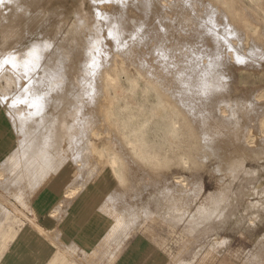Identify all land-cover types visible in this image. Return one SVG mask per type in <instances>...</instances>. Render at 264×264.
I'll return each mask as SVG.
<instances>
[{"label":"rangeland","instance_id":"rangeland-1","mask_svg":"<svg viewBox=\"0 0 264 264\" xmlns=\"http://www.w3.org/2000/svg\"><path fill=\"white\" fill-rule=\"evenodd\" d=\"M25 1H27V4ZM34 1L3 0L0 3V76L1 74L5 76L4 79L3 76L0 77L3 79H0V94H2L0 97L3 96L4 98L7 96L8 99L4 98L5 102L9 104L6 105L7 112L14 126L17 127V131L20 132L22 130V133L24 132V135L19 133V138L23 139L25 137L26 131L24 130L30 133L33 131V128L39 127L41 124L45 127L49 124L48 122L51 118L52 121L50 120V122L54 124L53 126L50 124L52 131L46 128L47 130L44 129L42 132L44 133L45 130L46 132L48 131L47 137H49V132H52L49 138H42L44 144L43 149L45 148L44 151L50 149L48 148L50 143L59 135L56 138L57 140L54 139L58 142L53 140V148L56 150L59 149L61 152H55L51 148L46 154L44 152V158L45 160L50 159V157H47V153L50 151L48 154L52 153L51 156H53V152L55 154L59 153L60 155L62 153L61 156L67 157L69 161L72 160L79 166L78 168L81 172L79 182H82H78L79 185H85L88 180L95 177L99 170V167L94 165L91 155L90 149L92 146L103 148L106 145H111L110 147L120 159L119 164L125 163L122 160L123 158L128 163H131L130 160H132L134 169L132 170V174H129V181L131 182H129L127 188L123 189L122 192L124 193V205L127 208L130 207V204L133 205L139 220L148 219L153 214L162 215V209L164 208L163 214L166 213L164 215L167 217H169L167 214L178 209L182 210L176 212H184L187 210L191 213H189L190 217H188L186 223L190 227V230L183 233L184 237L176 238L167 243L168 246L165 248L167 257L182 254V259L191 262L195 258H199V260H196L197 264L200 262V257L217 253L225 256L224 259L227 261V264H264V135L260 134L259 128V121L264 118V56L260 60L257 58L259 60L258 62L257 60H251L253 63L251 61L246 62V60H244L245 62L242 60L239 61L236 58L231 59L223 67V71H217L218 74L215 71V74L213 73L214 75H210L211 77L199 74L198 81L196 82L199 83L201 81L202 85L199 84L201 86H197V83L194 84L193 81L188 82L193 77L191 73H178L177 71H166L165 73L162 64L166 63V61H162L165 58L161 57V50L166 54L168 49L172 50L174 47L175 52L171 54V59H167V62L173 60L172 62L175 61L177 66L180 64V67H182L190 56L194 57L192 60L195 59L197 61L196 56L198 55L184 54L185 52H189L191 47V51L194 52L196 49L197 53H201L197 51V46L200 50L210 51L213 49V46L215 48L217 45L216 49L219 50L221 48L219 51L224 53L231 48L226 44L228 43L225 41L226 39L224 40L226 43L223 41L225 46L222 45L221 40L223 39L222 37L220 39L222 35L219 32L227 33L228 37V31L236 32L238 29L242 30V32L239 30L238 33L240 32L241 34L244 32L243 34L245 36L243 34L241 35L245 37L244 41L248 44L250 43L252 45V40L255 39L256 42L264 43V35L262 36L264 34V0H242L243 6L235 2L236 0H184L189 3L186 5L182 4V7L179 4L180 7L177 8L178 10H175L177 0H37V5H35ZM222 1H227V6H223ZM147 2H149L148 5L146 4ZM209 2L217 4L218 7L212 8L207 5L204 6V4H208ZM21 3L24 5H21ZM151 3L152 8L147 14L145 12L149 11L148 8H150ZM24 13L28 17L26 15L24 16ZM220 13H223L224 16ZM36 16L39 18L37 19ZM225 16L227 17L224 18ZM18 17L20 20L25 17L27 19L25 22L23 20L22 22L20 21L21 24L19 20L16 19L17 22L15 20ZM209 19L215 20H210L211 23H214L213 25L207 22ZM134 20L135 24H133ZM136 20L138 21L137 24ZM205 21L206 23H204ZM199 22L203 23V25L202 23L200 25V31H193L195 29L198 30L197 25H199ZM19 24L20 26L18 27ZM185 24L186 26H184ZM10 25L12 29L9 28ZM15 25L19 29H23L17 31L18 28ZM67 25L69 27H64ZM204 25L210 26L211 28L215 25L214 27L216 28L214 29L213 27V32L219 26L222 30L219 28L214 33L215 35H211L213 34L211 28L209 29L208 27L209 31H206L207 28ZM3 26L6 28L7 34ZM125 26H129L130 28H125ZM146 26L147 29H145ZM123 27L125 33L122 31ZM135 27L136 30H133ZM138 28L145 33L144 35L140 32L142 36L144 35L142 46L135 44L136 36L134 34L137 31L139 33ZM186 28L191 30L188 31ZM152 29L155 30V33ZM130 30H133L132 33ZM146 30L148 32H145ZM261 30L263 31L262 34ZM61 31L65 33L60 34L62 33ZM156 31L158 32L156 33ZM126 33H131L133 36L131 37L130 35V37L133 39H130L128 37L129 34L127 36ZM146 33L154 34L151 35L149 40L150 35H146ZM202 33L204 35H211L208 37L215 36L214 39L219 38L218 40L221 42L218 41L217 43L215 40V43L214 39H212L213 37L210 40V38H207V35L205 37ZM122 34L126 35L121 39L120 36ZM216 34L220 36L216 37ZM60 35H63L62 38ZM235 37L232 36L233 39H230V37L229 39L234 43H238ZM251 38L253 39L251 40ZM145 39L146 41H144ZM15 40L16 43L13 42ZM120 40L122 42H119ZM127 41L128 43H125ZM210 42H213L215 45H212ZM130 43L132 45L131 49H129L131 47L129 45ZM203 44H207V47H203ZM162 45L164 48L159 50L158 48L162 47ZM208 45L209 47L210 45L212 46L211 49H209ZM245 47L242 50L244 53L242 55L248 58L250 56L248 48L250 47V50L251 46ZM131 51L134 53H131ZM159 53L161 56L158 55ZM70 55L72 59H69ZM199 56L201 58H198L199 60L204 59V57L202 59L201 55ZM40 57H46L43 59L45 61L41 62L42 59ZM206 57L207 55H205ZM48 59L50 60V64H48ZM46 61H48L47 64L49 67L46 65ZM141 61L147 62L146 64L155 69L162 68V70L157 69L152 73H145L142 70V64L145 63ZM40 62L42 65L39 64ZM248 62L250 63L248 64ZM110 63L112 64V69L116 71L115 75L121 81L123 91L118 90L120 97L127 96L130 101L133 100L137 104H143L148 114H152L160 107L159 100L163 98L170 99L174 103L173 111L180 128L178 135L172 136L170 131L163 126V120L159 118L155 119L154 125L147 128L143 127L145 118L142 117L139 119L135 118L130 123L128 128L130 131L140 130L142 132L145 130L144 134L137 135L140 138L139 142L146 145L144 148V158L136 159L138 157L132 153L131 148L128 146L129 141L135 142L132 139L136 135H129V139L116 136L107 128L105 121L100 118L98 111H106L111 107L110 93L102 88L101 81L104 70L110 66ZM38 64L41 69L38 68ZM68 64L70 65L68 66ZM67 68L69 69L67 70ZM32 69H35V72ZM32 77H36L39 81L35 79L37 82H32L31 80H34ZM206 77L208 78V84L207 82L204 83L207 86L209 85L210 87V84L214 85L215 83L217 85L215 84V87L212 85L206 90V85L202 83L203 79L206 81ZM128 78L136 79L140 82V87L137 90L135 98L128 97L127 95L130 86H132L128 82ZM157 79L159 80L157 81ZM177 79L183 80L184 82L178 83L176 82ZM211 79L214 81L213 83H210ZM50 80L51 84H49ZM167 80L170 82H165ZM191 83L192 86H189L188 84L191 85ZM33 84H37V87L40 86L41 88L37 89ZM32 85L36 89L32 88ZM160 85L164 87L163 90H161L162 87ZM194 85L198 88H195L196 86L194 87ZM18 86H23L24 89L21 87V90L19 87L18 90H20L18 92ZM58 87L60 90H58ZM259 94L262 96V99L258 98ZM172 95L175 97H170ZM14 96L18 99L15 98L14 100ZM193 97L196 100L194 103ZM3 98L2 100H4ZM11 101L14 102V105H12ZM207 101H214L219 104L225 103L226 101V103L225 107H220L218 104L211 107L209 106L210 102ZM189 108L191 109L188 110ZM192 108L196 110H192ZM222 108L227 112H222ZM15 111L19 113V116H16L17 113ZM189 111L190 113H187ZM14 113L16 114L15 116ZM47 115H50V117ZM41 117H43V122L41 121ZM44 117L49 119L45 120ZM35 121L37 122L33 124ZM31 125L36 126L33 127ZM245 128H247L246 131ZM30 129L31 131H28ZM256 130H259V133ZM249 131H255L254 133H256L254 135L256 136V144L254 146H248L246 140L244 142L245 136ZM38 134L37 136L40 135ZM257 138L259 139L257 140ZM213 139L218 141L215 143H218L221 147L223 146L222 150L225 149L224 145L229 147V152H226V146L222 154H228V160L230 158L232 159L229 160V162L232 161L230 166L229 164L225 166L224 157L221 160V158H218L213 153V150L209 149L208 144L210 140L213 142ZM260 140H262L261 145L258 142ZM86 145L89 146L87 147ZM248 149L250 152L246 151ZM241 151L242 153H240ZM28 155L31 156V154ZM31 158L33 160L36 159L33 156ZM29 159L27 158L28 161ZM133 160H135L136 165H134ZM140 161L142 162V167H138ZM31 162L34 163L36 161ZM31 162H29L30 165L27 167L26 163H22V165L25 164L23 165L25 169L30 170V172L27 171L29 175H32V178L34 176H45L41 174L50 169L45 167V164L44 166L41 165L43 161L40 162V166H42L40 168L33 167ZM35 165H37V162ZM23 166L21 169H17L16 167L14 169L15 176H12L18 177L20 176L19 173L22 175V172L23 175L28 174ZM129 166L132 167L131 164ZM29 167L34 169H29ZM35 169L37 172L34 173ZM120 172L122 171L120 170ZM181 179L186 180L185 187L187 188L184 192L185 195L182 196L181 194L182 198L178 194V190L181 189L179 185H182L178 181ZM52 191L54 196H60L61 190L53 189ZM143 204H145L146 210L143 209ZM165 216L163 217L166 218ZM103 223L106 224V220H103ZM163 229L157 239L158 244L160 243L161 245L168 238L167 232ZM140 235L138 232L133 233L126 241L122 249V252L125 254H122V256L127 257L129 259L128 261L132 262L141 253L143 258H141L140 262H152L153 260V262H156V256L159 254L156 247L150 244L144 248L145 240H142L139 237ZM187 244L188 246H186ZM207 247L210 249L207 250ZM213 249L217 250V252ZM169 259H166L164 262H167ZM170 260L173 259L171 258Z\"/></svg>","mask_w":264,"mask_h":264},{"label":"crops","instance_id":"crops-1","mask_svg":"<svg viewBox=\"0 0 264 264\" xmlns=\"http://www.w3.org/2000/svg\"><path fill=\"white\" fill-rule=\"evenodd\" d=\"M4 111L0 103V167L16 152L15 149L18 148L19 141V136L13 126L14 124L11 118L9 119L7 112ZM6 138L9 139L7 140ZM122 160L125 163H118V174L114 172L110 165L99 168L95 177L85 183L84 186L88 184L86 188L82 186L81 191L79 190V195L77 193L69 197L71 200L66 194L69 189L67 187H71L75 182L80 181L81 175L78 166L72 160L66 162L55 174H52L50 179L41 187V190L35 191L33 196L31 193L29 199L31 203L27 204L28 206L30 205V208L28 207L26 212L32 219V223L27 222L12 212L0 227V239L8 237L11 239H29L27 241L28 244H25L22 252L16 247H12L9 250L12 252L9 264H75L76 260V264H196V260H199V258H195L191 262L182 259V254L167 257L165 249L169 241L184 237L183 233L190 230V227L186 223L191 213L187 210L176 212L182 210L176 208L178 210H173V212L168 211L170 214H167L169 215L167 217L165 216L166 213H164L165 215L163 214L164 208L162 209V215L153 214L148 219L139 220L135 207L130 204V207L127 208L124 205V193L122 190L127 188L129 182H131L129 181V174H132L134 167L132 166V160H130L131 163L129 162L132 167L129 166L130 164L126 159ZM133 161L134 165H136L135 160ZM141 164L142 162L140 161L138 167H142ZM47 174L44 172L45 176ZM53 189L61 190L59 197L52 194ZM117 191L120 194L118 192L117 195ZM76 196L77 198H75ZM107 196L109 197L107 198ZM63 199L67 201V204L65 201H61ZM12 201L14 203L16 199L13 198ZM110 201L112 202L110 203ZM104 204L105 206H103ZM18 205L24 206L23 203ZM58 207H61L60 210L54 212L53 210H56ZM143 209H145V204H143ZM103 220H106L107 223L104 224ZM40 227L44 228L43 234L38 229ZM162 229L168 235L163 245L157 242ZM136 232L141 234L139 237L142 240H145L144 248L150 244L156 247L159 253H156L158 254L156 262H153L154 260L152 262H140L141 258H143L141 253L132 262L128 261L127 257L122 256V254H125L122 252L124 244ZM47 239H60L66 245L60 247L50 246L46 241ZM37 240H43V242H36ZM206 249L210 248L207 247ZM77 257L79 258L77 259ZM84 257H87L85 259L86 262ZM224 258V255L212 253L206 257H200V262L197 264H227ZM19 259L21 260L20 262ZM88 259L90 260L88 261ZM166 259L169 260L164 262ZM2 263L3 259L1 258L0 264Z\"/></svg>","mask_w":264,"mask_h":264},{"label":"bare ground","instance_id":"bare-ground-1","mask_svg":"<svg viewBox=\"0 0 264 264\" xmlns=\"http://www.w3.org/2000/svg\"><path fill=\"white\" fill-rule=\"evenodd\" d=\"M16 1V0H15ZM36 1L37 0H35L34 1V3H35V5H37L36 4ZM40 1V0H39ZM235 1V0H234ZM252 1H254V0H252ZM26 2V4H27V1H25ZM31 2V1H30ZM38 2V1H37ZM150 2V1H149ZM149 2H147L146 4L148 5V3ZM176 2V1H175ZM235 2H237L238 4H240V5H242L243 6V1L242 0H236ZM34 3H32V4H34ZM189 2L188 1H184V0H180V1H178L177 0V2L175 3L176 5H175V10H178L177 8H179L180 7V5L179 4H181V7H182V4L183 5H186V4H188ZM18 4V3H17ZM23 3H21V5H22ZM25 4V5H26ZM40 4V3H39ZM144 4V3H143ZM170 4V3H169ZM169 4H168V6H169ZM204 4V3H203ZM222 4H223V6H227V4H228V2L227 1H222ZM24 5V4H23ZM151 5H152V3L150 4V8H148L149 9V11H147V12H145V13H147L148 14V12H150V10H151ZM170 5H172V4H170ZM197 5V4H196ZM205 5H207V6H210V7H212V8H216V7H218L217 6V4H213V3H211V2H209L208 4H204V6ZM138 6V5H137ZM156 6H157V4H156ZM162 6L163 7H165V5H163L162 4ZM16 7V6H15ZM38 7V6H37ZM147 7H149V6H147ZM146 7V8H147ZM159 8H160V6H158ZM162 7V8H163ZM13 8V7H12ZM36 8V7H35ZM14 9V8H13ZM17 9H18V7H17ZM22 9L24 10V8L22 7ZM40 10H41V8H39ZM157 9V8H156ZM26 10V9H25ZM38 10V9H37ZM153 10H155V9H153ZM153 10H152V12H153ZM164 10V9H163ZM8 11H10V10H8ZM14 11V10H13ZM39 11V10H38ZM42 11V10H41ZM165 11V10H164ZM182 11H184V10H182ZM245 11V10H244ZM7 12V11H6ZM15 12V11H14ZM26 12H27V10H26ZM37 12V11H36ZM152 12H151V14H152ZM181 12V11H180ZM187 12V11H186ZM166 13V12H165ZM224 13V12H223ZM223 13H220L221 15L223 14ZM12 14V13H11ZM34 14H36V13H34ZM38 14V13H37ZM41 14V13H40ZM128 14V13H127ZM150 14V15H151ZM3 15H5L4 13H3ZM26 14L24 13V16H25ZM28 15H29V13H28ZM43 15V14H42ZM6 16V15H5ZM8 16H9V14H8ZM19 17H20V15H18ZM23 16V17H24ZM30 16V15H29ZM39 16V15H38ZM223 16H224V14H223ZM248 16H250V15H248ZM7 17V16H6ZM5 17V18H6ZM17 17V16H16ZM19 17L18 18H15V20L17 19V20H19V22L21 21L22 22V20H23V22H25L26 21V17H28L27 15H26V17L24 18V19H22L21 18V20L19 19ZM22 17V16H21ZM31 17V16H30ZM35 17V16H34ZM37 17V16H36ZM41 17V16H40ZM131 17V16H130ZM146 17H148V16H146ZM200 17V16H199ZM227 16H225L224 18H226ZM4 18V19H5ZM33 18V17H32ZM39 17H37V19H38ZM129 18V17H128ZM134 18V17H133ZM185 18V17H184ZM201 18H203V17H201ZM4 19H3V21H4ZM36 19V20H37ZM130 19V18H129ZM135 19V18H134ZM196 19H198V18H196ZM214 19V18H213ZM250 19V18H249ZM2 20V19H1ZM7 20V19H6ZM17 20H16V22H17ZM131 20H133V19H131ZM130 20V21H131ZM138 20V19H137ZM136 20V21H137ZM210 20L211 19H209L207 22H210ZM11 21V20H10ZM13 21V20H12ZM28 21H29V19H28ZM35 21V20H34ZM40 21V20H39ZM185 21H187L186 19H185ZM190 22H191V20H189ZM211 21H215V20H211ZM227 21V20H226ZM229 21V20H228ZM5 22H7V21H5ZM15 22V21H14ZM15 22V23H16ZM20 22V23H21ZM30 22V21H29ZM41 22V21H40ZM43 22V21H42ZM140 22V21H139ZM141 22H143V21H141ZM188 22V21H187ZM224 22V21H223ZM234 22V21H233ZM30 23H32V22H30ZM29 23V24H30ZM89 23V22H88ZM87 23V24H88ZM130 23V22H129ZM138 23V21L136 22V24ZM186 23V22H185ZM201 23L202 22H199V25H197V27H198V30H196L195 28V30H193V31H200V25H201ZM204 23H206V21L204 22ZM211 23V22H210ZM240 23V22H239ZM12 24H14V23H12ZM16 24H18V23H16ZM22 24V23H21ZM33 24V23H32ZM59 24V23H58ZM61 24V23H60ZM68 24V23H67ZM133 24H135V20H134V23ZM141 24V23H140ZM139 24V25H140ZM188 24V23H187ZM214 23H211V25H213ZM216 25H217V23H215ZM227 24H229V22H227ZM9 25V24H8ZM7 25V26H8ZM43 25H45L44 23H43ZM69 25V24H68ZM64 26V27H69V26ZM128 25H130V24H128ZM138 25V26H139ZM145 25V24H144ZM143 25V26H144ZM147 25V24H146ZM202 25H203V23H202ZM231 25V24H230ZM260 25V24H259ZM6 26V27H7ZM16 27H17V25H15ZM20 26V24L18 25V27ZM30 26V25H29ZM28 26V27H29ZM35 26V25H34ZM138 26H136V27H138ZM184 26H186V24L184 25ZM184 26H183V28H184ZM215 26V25H214ZM213 26V27H214ZM227 26V25H226ZM1 27V26H0ZM4 27V26H3ZM17 27V28H18ZM23 27V26H22ZM57 27V26H56ZM129 27V26H128ZM128 27H126L125 26V28H128ZM136 27H135V29L133 28V30H136ZM141 27H142V24H141ZM140 27V28H141ZM181 27H182V25H181ZM204 27L205 28H207L208 29V27H209V29L211 28L210 26H205L204 25ZM213 27L211 28V32L213 33V34H211V35H215L214 33L216 32V31H218L219 30V28H220V30H222L221 29V27L219 26L217 29H216V31H214L213 32ZM231 27V26H230ZM232 27L234 28V26H233V24H232ZM231 27V28H232ZM257 27V26H256ZM8 28V27H7ZM9 28H11V25H10V27ZM15 28V27H14ZM46 28V27H45ZM60 28V27H59ZM89 28V27H88ZM130 28V27H129ZM128 28V29H129ZM140 28H138V30L140 29ZM143 28V27H142ZM141 28V29H142ZM148 28H149V26H148ZM151 28V27H150ZM187 28H189V26H187ZM186 28V29H187ZM205 28H204V30H205ZM216 27H214V29H215ZM227 28V27H226ZM236 28V27H235ZM2 29V28H1ZM6 28L4 27V31L6 32V30H5ZM12 29V28H11ZM21 29H23V28H21ZM21 29H19L18 28V30L17 31H19V30H21ZM62 29H64L63 27H62ZM140 29V30H141ZM145 29H147V26L145 27ZM203 29V28H202ZM206 29V31H209V29L207 30ZM237 29V28H236ZM261 29H262V27H261ZM10 30V29H9ZM55 30V29H54ZM125 30H127V29H125ZM132 30V31H133ZM139 30V33L140 32H142L144 35H145V33L143 32V31H140ZM143 30V29H142ZM153 30V29H152ZM179 30H180V28H179ZM188 31L189 30H191V29H187ZM233 30V29H232ZM235 30V29H234ZM239 30H241V29H238V31ZM8 31V30H7ZM13 31V30H12ZM49 31V30H48ZM63 31V30H62ZM61 31V32H62ZM122 31H123V33H125V31H124V27H123V29H122ZM131 31V30H130ZM132 31H131V33H132ZM154 31V33H155V30H153ZM184 31V30H183ZM202 31V30H201ZM238 31H236V32H229L228 31V37H227V33H221V32H219L222 36H220V39H221V37H222V39L223 40H221L222 41V45H224V43H226L225 41H227L228 43H226V44H228L229 45V47L231 48L230 50H228V51H225L224 53L223 52H221V51H219L221 48H219V50L218 49H216L217 48V45H216V47L214 48V46L212 47L211 45H210V47H209V45H208V47H209V49H211V47L213 48V49H211L210 51H208V50H205V51H203V49H201L200 50V48L197 46V51H199V52H201V53H197L196 52V49H195V51L193 52V51H191V48L189 49V52H185L184 54L185 55H194V56H196V55H201L202 56V59H203V57H204V59L203 60H199V59H201V58H199L198 56H196L197 57V61L194 59V60H192V58H194L193 56H190L185 62H184V65L182 66V67H180V64H179V66H177V63H175V61L174 62H172L171 60L169 61V62H167V59L169 60V58L171 57V54L173 53V52H175V49H174V47H173V49L171 50H167V52H166V54H164V52H163V50H161V49H163L164 47H163V45H162V47H160V48H158L159 50H161V53H162V56L160 55V53L158 54L159 56H161L162 58H165V59H162V61H166V63H161L162 64V67H163V70L165 71V73H166V71H177L178 73H191V75H193V77L192 78H190L189 79V81L188 82H191V81H193V83L195 84V83H197L196 85L197 86H201L202 84H201V81L198 83V82H196V81H198V75L200 74H202V76L204 75V76H208V77H211L212 76V74L214 73L215 74V71H216V74H218L217 73V71H220V70H222L223 71V67L226 65V64H228L229 63V61L231 60V59H238L239 61H244V60H246V62L247 61H251V60H253V61H255V60H257V58H259V60H260V58L262 57V56H264V49H263V47H264V43L262 42V43H259V42H256L255 40H252L253 38H251V40H252V45L249 43H247V42H245L244 41V32L243 33H241V34H243L244 36H242L241 34H240V32L238 33ZM264 31V30H263ZM262 30H261V34H262V32H263ZM14 32V31H13ZM12 32V33H13ZM54 32V31H53ZM135 32V31H134ZM145 32H148L147 30L145 31ZM150 32V31H149ZM158 31H156V33H157ZM187 32V31H186ZM241 32H242V30H241ZM48 33V32H47ZM59 33V32H58ZM57 33V34H58ZM63 33H65V32H62V33H60V34H63ZM131 33H128L129 34V36H128V34H127V36L130 38V39H133V38H131L133 35H131ZM137 33H138V31H137ZM137 33H135L134 35L136 36V43L135 44H137V45H139V46H142L143 44V36L141 35V33L139 34H137ZM153 33V34H154ZM218 33V34H219ZM6 34H7V32H6ZM52 34V33H51ZM125 34V35H126ZM149 33H146V35H148ZM153 34H149L150 36H149V40H150V37H151V35H153ZM203 34V33H202ZM208 34H209V32H208ZM208 34H206L207 35V38H210V40H211V38L213 37H208V36H211V35H208ZM218 34H216V37H219L218 36ZM10 35V34H9ZM72 35V34H71ZM98 35V34H97ZM123 35V34H122ZM120 36L121 37V39H122V37H124L125 35H123V36ZM130 35H131V37H130ZM204 35V34H203ZM206 35H204L205 37H206ZM264 34H262V36H263ZM8 36V35H7ZM12 36V35H11ZM57 36V35H56ZM61 36V38H62V36L63 35H60ZM65 36V35H64ZM126 36V37H127ZM138 36H139V40H138ZM141 36V37H140ZM203 36V37H204ZM232 36H236L235 38L238 40V43H234L233 41H231L230 39L232 38ZM258 36V35H257ZM125 37V38H126ZM155 37H156V35H155ZM154 37V38H155ZM161 37V36H160ZM215 37V36H214ZM214 37L212 38V39H214ZM229 37H230V39H229ZM6 38V37H5ZM13 38V37H12ZM125 38H123V39H125ZM135 38V37H134ZM153 38V37H152ZM152 38H151V40H152ZM165 38V37H164ZM207 38H206V41H207ZM263 38V37H262ZM4 39V38H3ZM129 39V40H130ZM156 39V38H155ZM159 39H161V38H159ZM166 39V38H165ZM219 38H215L214 39V42L216 43V41H217V43H218V40ZM226 39V40H225ZM233 39V38H232ZM18 40H19V38H18ZM98 40V39H97ZM96 40V41H97ZM127 40V39H126ZM148 40V39H147ZM148 40V41H149ZM216 40V41H215ZM225 40V41H224ZM58 41V40H57ZM144 41H146V39L144 40ZM148 41H147V43H148ZM221 41H219V42H221ZM223 41H224V43H223ZM14 43H16V40L15 41H13ZM93 42V41H92ZM119 42H122L121 40L119 41ZM118 42V43H119ZM135 42V41H134ZM208 42V41H207ZM125 43H128V41L127 42H125ZM133 43V42H132ZM146 43V44H147ZM210 43H212V45H215V44H213V42H210ZM12 44V43H11ZM54 44V43H53ZM123 44V43H122ZM134 44V43H133ZM141 44V45H140ZM13 45V44H12ZM118 45V44H117ZM121 45V44H120ZM124 45H126V44H124ZM129 45H131V43L129 44ZM158 45V44H157ZM251 46V49L249 50V48H248V52H249V54H250V56L248 57V58H246V57H244L243 55H242V53H243V48L245 49L246 47L245 46ZM121 46H123V45H121ZM134 46H136V45H134ZM156 46V45H155ZM204 46H206L207 47V44H203V47ZM221 46V45H220ZM220 46H218V47H220ZM225 46V45H224ZM143 47H145V46H143ZM149 47H151V46H149ZM228 47V46H227ZM7 48H9V47H7ZM53 48V47H52ZM132 48V45H131V47L129 48V49H131ZM155 48V47H154ZM195 48V47H194ZM193 48V49H194ZM226 48V47H225ZM16 49H18V48H16ZM133 49H134V47H133ZM140 49H142V48H140ZM145 49H146V47H145ZM156 49H157V46H156ZM155 49V50H156ZM24 50V49H23ZM54 50V49H53ZM128 50V49H127ZM147 50V49H146ZM181 50V49H180ZM232 50V51H231ZM43 51V50H42ZM42 51H40V52H42ZM130 51V50H129ZM129 51H127L128 53H129ZM247 51V50H246ZM12 52H14V51H12ZM11 52V53H12ZM139 52V51H138ZM137 52V53H138ZM143 52V51H142ZM150 52V51H149ZM153 53H154V51H152ZM155 52H157V51H155ZM46 53V52H45ZM131 53H134V52H132L131 51ZM141 53V52H140ZM147 53H148V51H147ZM8 54V53H7ZM13 54V53H12ZM42 54V53H41ZM48 54V53H47ZM71 54V53H70ZM74 54V53H73ZM77 54V53H76ZM136 54V53H135ZM149 54H151V53H149ZM244 54V53H243ZM248 54V53H247ZM14 55V54H13ZM16 55H17V53H16ZM39 55V54H38ZM130 55V54H129ZM139 55V54H138ZM205 55H207V57L205 58ZM20 56V55H19ZM19 56H17V57H19ZM45 56H46V54H45ZM72 56H74V55H72ZM12 57V56H11ZM48 57H49V55H48ZM142 57V56H141ZM140 57V58H141ZM195 57V58H196ZM41 58V57H40ZM44 58H46V57H42L41 59V62H44L43 61V59ZM72 59V57H71V55L69 56V59ZM74 58V57H73ZM160 58V57H159ZM158 58V59H159ZM187 58V57H186ZM199 58V59H198ZM38 59V58H37ZM171 59V58H170ZM47 60V59H46ZM49 60V59H48ZM105 60V59H104ZM135 60V59H134ZM259 60H257V62L259 61ZM264 60V59H263ZM262 60V61H263ZM199 61V62H198ZM41 62L39 63L40 65H42L41 64ZM47 62L48 61H46V65H48V64H50V60H49V62H48V64H47ZM52 62V61H51ZM65 62V61H64ZM139 62V61H138ZM142 62V61H141ZM144 62V61H143ZM142 62V63H143ZM149 62H150V60H149ZM193 62H194V64H195V62H197L195 65L193 64ZM245 62V61H244ZM252 62V61H251ZM142 63H140V64H142ZM145 64H142L143 66H142V70L146 73H152L154 70H157V69H155L154 67H152V66H150V65H148V64H146L147 62H144ZM155 63V62H154ZM203 63V64H202ZM250 62H248V64H249ZM253 63V62H252ZM251 63V64H252ZM38 64V68L40 67V65ZM45 64V63H44ZM44 64H43V66H44ZM114 64H117V63H114ZM113 64V65H114ZM257 64V63H256ZM46 65H45V67H46ZM70 64H68V66H69ZM74 65V64H73ZM104 65V64H103ZM109 65V64H108ZM129 65V64H128ZM203 65V66H202ZM255 65V64H254ZM229 66V65H228ZM37 67V66H36ZM48 67H49V65H48ZM157 67H159V66H157ZM38 68H36V69H38ZM62 68V67H61ZM65 68V67H64ZM63 68V69H64ZM81 68V67H80ZM100 68V67H99ZM102 68V67H101ZM39 69H41V68H39ZM62 69V70H63ZM69 68H67V70H68ZM160 70H162V68H159ZM158 69V70H159ZM33 70V69H32ZM35 70V69H34ZM33 70V71H34ZM65 70H66V68H65ZM64 70V71H65ZM96 70H97V68H96ZM95 70V71H96ZM51 71V70H50ZM99 71H101V70H99ZM35 72V71H34ZM115 69H112V64L110 63V66L107 68V69H105L104 70V74L102 75V88H104L105 90H107L109 93H110V103H111V107L109 108V109H107L106 111H98L99 112V115H100V118H102L104 121H105V123H106V125H107V128H109L112 132H113V134H115L116 136H119V137H122V138H127V139H129V135H136L135 137H134V139H132V140H135V142H133V141H129L128 142V146L131 148V150H132V153L136 156V157H138V158H143V156H144V148H145V144L144 143H142V142H139V140H140V138L138 137L139 135H142V134H144V132H145V130L144 131H140V130H134V131H130L128 128H129V125H130V123L133 121V120H135V118L136 119H139V118H145V122H144V125H143V127H145V128H147V127H149V126H151V125H154V122H155V119H157V118H159V119H161V120H163V126L167 129V130H169L170 131V133H171V135L172 136H175V135H178V132H179V123H178V120L176 119V116H175V113H174V111H173V105H174V103H173V101H171L170 99H167V98H163L162 100H159V103H160V107L158 108V109H156L152 114H148L147 113V111H146V108H145V106L143 105V104H137V103H135V101H133V100H129V98H127V96H121L120 97V95H119V93H118V90H120L121 92L123 91V88H122V85H121V81H120V78H118V76L117 75H115ZM155 72H157V71H155ZM158 72H160V71H158ZM98 73H100V72H98ZM162 73H163V71H162ZM223 73V72H222ZM4 74V73H3ZM68 74H69V72H68ZM175 74V73H174ZM196 74V75H195ZM213 74V75H214ZM211 75V76H210ZM3 76V79L5 78V76L4 75H2L1 74V76L0 77H2ZM35 76V75H34ZM33 76V77H34ZM51 76H53V75H51ZM223 76V75H222ZM32 77V78H33ZM148 77V76H147ZM225 77H226V75H225ZM158 78H160V77H158ZM162 78V77H161ZM0 79H2V78H0ZM2 79V80H3ZM34 80H31L32 82H34V83H36L37 81H39L36 77L35 78H33ZM37 81H36V80ZM56 79V78H55ZM54 79V80H55ZM163 79V78H162ZM207 77H206V81L203 79V82L202 83H206L207 82ZM210 79V78H209ZM213 79V78H212ZM210 80V83L212 82H214L213 80ZM159 79H157V81H158ZM165 80V79H164ZM202 80V79H201ZM214 80H217V79H214ZM26 81H28V80H26ZM26 81H24V82H26ZM41 81V80H40ZM100 81V82H101ZM176 81V80H175ZM209 81V80H208ZM1 82V81H0ZM43 82H44V80H43ZM51 82V80L49 81V84H51L50 83ZM53 82V81H52ZM128 82L132 85V86H130V89L128 90V92H127V95H128V97H132V98H135L136 97V93H137V90H138V88L140 87V82L138 81V80H136V79H132V78H128ZM150 82V81H149ZM165 82H170L169 80H167V81H165ZM176 82H180V83H183L184 81L183 80H178L177 79V81ZM218 82H219V80H218ZM29 83V82H28ZM40 83V82H39ZM42 83V82H41ZM75 83V82H74ZM164 83V82H163ZM163 83H162V85H163ZM204 83V85H206ZM220 83H221V80H220ZM220 83H219V85H220ZM38 84V83H37ZM37 84H33L37 89L38 88H41L40 86L39 87H37ZM166 84V83H165ZM199 84H201V85H199ZM207 84H208V82H207ZM216 85H217V83H215ZM215 84L213 85L214 87H215ZM22 85H24V83H22ZM33 85H32V88H34V89H36L35 87H33ZM65 85H66V83H65ZM158 85H159V82H158ZM162 85H160L162 88H161V90H163V86ZM167 85V84H166ZM189 86H192V83H191V85L190 84H188ZM196 85H194V87L196 86ZM211 84H210V87L212 86ZM226 85V84H225ZM43 86V85H42ZM59 86V85H58ZM73 86V85H72ZM76 86V85H75ZM148 88H150L148 85H146ZM195 87V88H198V87ZM20 86H18L17 87V90H18V88H19ZM22 88H23V86H21ZM20 87V88H21ZM54 87V86H53ZM57 87V86H56ZM132 87V88H131ZM146 87V88H147ZM159 87V86H158ZM209 85L207 86L206 85V90H208L209 88ZM216 87H218V86H216ZM221 87V86H220ZM219 87V88H220ZM22 88H21V90H22ZM59 88V87H58ZM62 89H63V87H61ZM73 88H74V86H73ZM264 88V87H263ZM24 89V88H23ZM75 89V88H74ZM212 89H216V88H212ZM16 90V89H15ZM20 90V89H19ZM19 90H18V92H19ZM58 90H60V88L58 89ZM71 90H72V88H71ZM70 90V91H71ZM148 90V89H147ZM196 90V89H195ZM64 91V90H63ZM76 91V90H75ZM210 91V90H209ZM53 92H54V90H53ZM113 92V93H112ZM198 92V91H197ZM14 93V92H13ZM15 93H17V92H15ZM60 93V92H59ZM63 93V92H62ZM209 93V92H208ZM12 94V93H11ZM18 94V93H17ZM17 94H16V96H17ZM73 94V93H72ZM197 94H199V93H197ZM206 94V93H205ZM0 95H2V94H0ZM15 95V94H14ZM214 95V94H213ZM11 96V95H10ZM9 96V97H10ZM16 96H14V100H15V98H16ZM20 96H21V94H20ZM170 97H172V98H174L175 96L174 95H172V96H170ZM195 97H199V96H195ZM203 97V96H202ZM206 97H207V95H206ZM205 97V98H206ZM2 98H3V96H1L0 97V103L2 104V106H3V108H4V110L7 112V107H6V105L8 104L7 102H5V99L4 98H7V96L6 97H4L3 99L4 100H2ZM210 98V97H209ZM258 98H260V99H262V96L259 94L258 95ZM8 99V98H7ZM6 99V100H7ZM11 99V98H10ZM16 99H18V98H16ZM177 99V98H176ZM198 99V98H197ZM201 99V98H200ZM207 99V98H206ZM215 99V98H214ZM69 100V99H68ZM193 103L194 102H196V100L194 99V97H193ZM202 100H204V99H202ZM9 101V100H8ZM177 101V100H176ZM176 101H174V102H176ZM10 102V101H9ZM12 102V101H11ZM207 102H210L209 103V106H211V107H214L216 104H218V105H220V107H225V103H226V101H225V103H221V104H219V103H215L214 101H207ZM14 102H12V105H14L13 104ZM176 104V103H175ZM224 104V105H223ZM227 104H229L228 102H227ZM9 105V104H8ZM11 105V104H10ZM100 105H102V104H100ZM198 105V104H197ZM186 106V105H185ZM184 106V107H185ZM229 106V105H228ZM100 107V106H99ZM199 107V106H198ZM12 108H13V106H12ZM105 108V107H104ZM195 108V107H194ZM197 108V107H196ZM202 108V107H201ZM263 108V107H262ZM11 109V108H10ZM14 109V108H13ZM99 109H101V108H99ZM191 108H189L188 110H190ZM253 109V108H252ZM58 110V109H57ZM184 110V109H183ZM187 110V111H188ZM192 110H196V109H193L192 108ZM201 110V109H200ZM258 110V109H257ZM260 110V109H259ZM4 111V112H5ZM12 111V110H11ZM185 112H186V110H184ZM198 111V110H197ZM197 111H195L196 113H197ZM16 113H17V111H15ZM198 112H201V111H198ZM203 112V111H202ZM222 112H224V113H226L227 111L224 109V108H222ZM258 112V111H257ZM1 113V112H0ZM187 113H190V111L189 112H187ZM186 113V114H187ZM191 113H192V111H191ZM194 113V112H193ZM195 113V114H196ZM219 113V112H218ZM19 113H17V115L14 113V116L16 115V116H19L18 115ZM56 114V113H55ZM7 115L9 116V119H10V115L8 114V112H7ZM194 115V114H193ZM199 115V114H198ZM255 115V114H254ZM46 116V115H45ZM48 116V115H47ZM59 116V115H58ZM188 116V115H187ZM11 117H12V115H11ZM48 117H50V115L48 116ZM52 117V116H51ZM128 117V118H127ZM200 117H201V115H200ZM2 118V117H1ZM43 117H41V119H42ZM45 118V117H44ZM16 119V118H15ZM18 119V118H17ZM40 119V120H41ZM49 118H45V120H48ZM36 120V119H35ZM38 120V119H37ZM50 120H51V118H50ZM50 120H49V122L48 121H46V122H48L49 124H47L45 127L44 126H42L43 124H41V122H39V124H41V125H39V127H35V126H33V125H31V126H33V127H35V128H33L32 130L33 131H31V129L30 130H28V131H31L30 133L28 132L27 133V130H24V131H26V135H25V137L23 138V139H21V138H19L18 140V148H16L15 150H16V152H14L13 153V155L12 156H10V158L5 162V163H3V165L0 167L1 169H0V227H1V225L3 224V222L6 220V218L10 215V213H12V212H14L15 214H17V215H19L20 217H22L23 219H25L27 222H31L32 223V219L27 215V209H28V207L30 206H28L27 204H30L31 203V201L29 202V199H30V197H31V193H32V196H33V193L35 192V191H37V190H41V187L47 182V180L48 179H50V177H51V175L52 174H55L66 162H68L69 161V159L67 158V157H65V156H61L62 155V153H61V155L59 154V153H57V154H55V152L57 151H59V149L58 150H56L55 148H53L54 146V142H53V140L54 139H56L57 137H59V135L56 137V138H54L53 140H52V142L50 143V146L48 147V148H52V149H54L55 150V152H53V156H51L52 155V153L51 154H48V153H50V151L47 153V157H50V159H48V160H45V154H46V152L48 151V150H50V149H47L46 151H44L45 150V148L43 149V137L44 138H49L51 135V133L49 132V137H47L48 135H47V133H48V131L46 132V130L47 129H49V131H50V129H51V131H52V128H51V126H53L54 124H52L51 122H50ZM54 120V119H53ZM252 120V119H251ZM19 121H20V118H19ZM34 121V120H33ZM42 122H43V119L41 120ZM52 121V120H51ZM16 122V121H15ZM37 121H35L33 124H35ZM45 122V121H44ZM211 122V121H210ZM251 122V121H250ZM258 122V121H257ZM50 124H51V126H50ZM17 125V124H16ZM20 125V124H19ZM49 125V127H47ZM247 125H249V123H247ZM251 125V124H250ZM258 125V124H257ZM257 125H255V126H257ZM14 126V125H13ZM30 126V127H31ZM213 126V125H212ZM254 126V127H255ZM15 127V126H14ZM19 127H21V126H19ZM140 127V126H139ZM248 127V126H247ZM254 127H253V129H254ZM17 127H15V129H16ZM29 128V127H28ZM37 128H38V130H37ZM47 128V129H46ZM257 128H258V126H257ZM259 128H260V134L261 135H264V118H262L260 121H259ZM14 129V130H15ZM20 129H22V128H20ZM19 129V130H20ZM27 129V128H26ZM44 129H46L45 131H44V133H42L43 132V130ZM256 129V128H255ZM247 130V128H245V131ZM16 132H17V134H18V136H19V133L22 135L23 133H22V130L19 132V131H17V129L15 130ZM255 132V131H254ZM254 132H252V131H249L247 134H246V136H245V139L244 138H242V139H244V142H245V140H246V143H247V145L248 146H254L255 144H256V141H255V138H256V136H254L256 133H254ZM256 132H258L259 133V130H256ZM40 135H39V134ZM201 133V132H200ZM212 133V132H211ZM211 133H209V134H211ZM258 133H257V135H258ZM16 134V135H17ZM37 134L39 135V136H37ZM244 134H245V132H244ZM24 135V134H23ZM138 135V136H137ZM204 135H206V134H204ZM234 136V135H233ZM243 136V137H244ZM54 137H55V135H54ZM236 137V136H235ZM52 138H53V136H52ZM215 138V137H214ZM217 138H219V137H217ZM7 139V138H6ZM9 139V138H8ZM7 139V140H8ZM210 139H211V137H210ZM216 139V138H215ZM259 138H257V140H258ZM42 140V141H41ZM57 140V139H56ZM56 140H54L55 142H58V141H56ZM263 140V139H262ZM262 140H260V141H258V142H260L259 144L261 145V141ZM212 140H210V143L208 144V147H209V149L210 150H213V153L216 155V156H218V158H221V160H222V158L225 160V166H228V164H229V166L231 165L230 163H232V161L231 162H229V160L231 159H229L228 160V157L227 156H229L228 154L226 155L225 153V155L224 154H222L223 152H224V150L226 149V146L227 145H224L225 146V149L224 150H222V147L218 144V143H215V142H218V141H215L214 139H213V142H211ZM222 141V140H221ZM220 141V142H221ZM61 142V141H60ZM17 143V142H16ZM53 143V144H52ZM62 143H63V141H62ZM229 143H231V142H229ZM222 144H223V142H222ZM228 144V143H227ZM11 145V144H10ZM110 145V144H109ZM87 147L89 146V145H86ZM111 146V145H110ZM110 146H108V145H106V146H104L103 148H96L95 146H90L91 147V155H92V157H93V161H94V165L97 167H99V168H102V166H107V165H110L111 167H112V169L114 170V172L116 173V174H118L117 172H118V168H119V158H118V155H116L115 153H114V151L112 150V148L110 147ZM127 146V147H128ZM232 146V145H231ZM230 146V147H231ZM247 146V147H248ZM17 147V146H16ZM46 147V146H45ZM114 147V146H113ZM47 148V147H46ZM233 148V147H232ZM255 148V147H254ZM89 149V148H88ZM127 149V148H126ZM228 149H229V147L227 146V149H226V152L228 153L229 151H228ZM242 151H243V149H241ZM245 150V149H244ZM252 150V149H251ZM263 150H264V148H263ZM89 151V150H88ZM242 151L240 152V153H242ZM246 151H249L250 152V150L248 149V150H246ZM245 151V152H246ZM255 151H256V149H255ZM44 152H45V154H44ZM52 152V151H51ZM59 152H61V151H59ZM117 152V151H116ZM252 152V151H251ZM254 153V152H253ZM252 153V154H253ZM256 153V152H255ZM261 153V152H260ZM259 153V154H260ZM28 154H31V156L30 155H28ZM66 154H67V152H66ZM65 155V154H64ZM30 156V157H29ZM34 157V158H36L35 160H33L31 157ZM243 156V155H242ZM262 157V156H261ZM8 158V157H7ZM27 158L29 159H31V161H36L37 162V165H35V163L36 162H34V163H32L31 161H30V159H29V161L27 160ZM42 158V159H41ZM124 159V158H123ZM235 159V158H234ZM4 160V159H3ZM232 160V159H231ZM41 161H43V164H41V165H43L44 166V164L46 165L45 167H48V168H50L49 169V171H46V173H48L46 176H34L33 178H32V175H29V173H28V171L30 172V170H26L25 169V167L23 166V165H25V164H23L22 165V163H26L27 165H26V167L28 166V165H30L29 164V162H31L32 164H33V167H42V166H40V162ZM234 163V162H233ZM243 164V163H242ZM1 165V164H0ZM24 167V170L25 171H27L26 173H28V174H25V175H23V172H22V175H21V173H19L20 174V176H18V177H14L15 175H14V169L17 167V169L18 168H20L21 169V167L22 166ZM35 165V166H34ZM88 165V164H87ZM224 165V164H223ZM21 166V167H20ZM222 166V165H221ZM79 167V166H78ZM32 168V167H31ZM30 167H29V169H31ZM98 168V169H99ZM219 168H221V167H219ZM32 169H34V168H32ZM46 169V168H45ZM73 169V168H72ZM23 170V171H24ZM53 170V171H52ZM217 170H218V168H217ZM222 170V169H221ZM220 170V171H221ZM15 171H17V170H15ZM19 171V170H18ZM21 172V171H20ZM35 172H37L36 171V169L34 170V173ZM45 172V171H44ZM113 172V171H112ZM17 174H18V172H17ZM16 174V175H17ZM37 174H39V173H37ZM36 174V175H37ZM131 174V173H130ZM9 175V176H8ZM12 175H14V176H12ZM29 175V176H28ZM41 175H44V173L43 174H41ZM7 176V177H6ZM61 176V175H60ZM77 177H79V176H77ZM5 178H7V179H5ZM5 179V180H4ZM77 179V178H76ZM75 179V181H77ZM74 180V179H73ZM72 180V181H73ZM116 180V179H115ZM79 181H77V183L75 182L73 185H71V187H67V188H69L68 189V191H67V197L69 198V197H71V196H74V195H76L78 192H79V190L80 189H82L83 187H85L86 188V186L88 185H86V186H84V185H79V183H81V182H79ZM185 182H186V180H184V179H181V180H179L178 181V183H180V184H182V185H179V187L181 188V189H179L178 190V194H180V196L179 195H176V196H179L180 198H182V196L183 195H185V189H187L186 187H185ZM71 184V183H70ZM67 185V184H66ZM69 186V185H68ZM83 186V187H82ZM66 188V189H67ZM64 189V188H63ZM81 191V190H80ZM64 192V191H63ZM118 192L119 191H117V195H118ZM115 194H116V192H114ZM93 194V193H92ZM91 194V195H92ZM119 194H120V192H119ZM181 194H182V196H181ZM30 195V196H29ZM78 195H79V193H78ZM112 195H114V194H112ZM46 196V195H45ZM64 196V195H63ZM109 196H107V198H108ZM16 199V201L13 203V201H12V199ZM44 198V197H43ZM67 198V199H68ZM75 198H77V196L75 197ZM64 199H66L65 197H64ZM61 200L62 202L63 201H65L66 202V204H67V201L66 200ZM70 199V198H69ZM111 199V198H110ZM71 200V199H70ZM106 200V199H105ZM57 202V201H56ZM59 202V201H58ZM65 202H64V205H65ZM24 204V206H19L18 204ZM105 203H106V201H105ZM71 204V203H70ZM63 205V206H64ZM52 206V205H51ZM58 206V205H57ZM60 206V205H59ZM103 206H105V204L103 205ZM55 207V206H54ZM30 208V207H29ZM61 208V207H60ZM60 208L58 207V208H56V210H53L54 212L55 211H59L60 210ZM68 209V208H67ZM65 210V209H64ZM51 211V210H50ZM49 211V212H50ZM130 211V210H129ZM134 211V210H133ZM61 212V211H60ZM132 212V211H131ZM47 214H48V212H47ZM56 214V213H55ZM66 214V213H65ZM52 218V217H51ZM19 219V218H18ZM36 223V222H35ZM35 225V224H34ZM9 227V226H8ZM138 227V226H137ZM59 228V227H58ZM41 232H42V234L44 233V228L43 227H40V228H38ZM129 230V229H128ZM127 230V231H128ZM58 234V233H57ZM125 234V233H124ZM124 234H123V236H124ZM8 235V234H7ZM121 237V236H120ZM27 241H29V239H23V238H15V239H11V238H5V239H0V242H1V251H0V259L2 258L3 259V263L2 264H6V263H8L9 264V261H10V259H11V256H12V252L11 251H9V250H11V248L12 247H16V248H18L19 250H20V252H22V250H24V247H25V244H28L27 243ZM47 242H48V244L50 245V246H56V247H60V246H64V245H66L65 244V242L62 240H60V239H47L46 240ZM120 241H121V239H120ZM36 242H43V240H37ZM85 242V241H84ZM262 242V241H261ZM21 243V244H20ZM20 244V245H19ZM19 245V247H17ZM74 247V246H73ZM68 249V248H67ZM61 250H62V248H61ZM81 251V250H80ZM67 252V251H66ZM74 252V251H73ZM84 253V252H83ZM239 253V252H238ZM237 253V254H238ZM82 254V253H81ZM237 254H235V255H237ZM77 255V254H76ZM83 255H87V254H83ZM73 256H75V255H73ZM73 256H71V257H73ZM59 257V256H58ZM89 257H90V255H89ZM232 257V256H231ZM79 257H77V259H78ZM91 258V257H90ZM82 259H83V257H82ZM85 259H87V257L85 258L84 257V260ZM73 260V259H72ZM90 259H88V261H89ZM214 260V259H213ZM21 260L19 259V262H20ZM77 261V260H76ZM76 261H75V264H76ZM88 261H87V263H88ZM80 262V261H79ZM79 262H77V263H79ZM85 262H86V260H85ZM81 263H82V261H81ZM222 263V262H221Z\"/></svg>","mask_w":264,"mask_h":264},{"label":"snow or ice","instance_id":"snow-or-ice-1","mask_svg":"<svg viewBox=\"0 0 264 264\" xmlns=\"http://www.w3.org/2000/svg\"><path fill=\"white\" fill-rule=\"evenodd\" d=\"M3 2V0H0V3H2Z\"/></svg>","mask_w":264,"mask_h":264}]
</instances>
